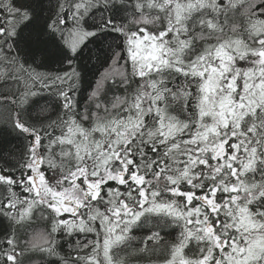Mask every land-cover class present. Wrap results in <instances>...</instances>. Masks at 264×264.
<instances>
[{
	"label": "snow or ice",
	"instance_id": "obj_1",
	"mask_svg": "<svg viewBox=\"0 0 264 264\" xmlns=\"http://www.w3.org/2000/svg\"><path fill=\"white\" fill-rule=\"evenodd\" d=\"M0 264H264V0H0Z\"/></svg>",
	"mask_w": 264,
	"mask_h": 264
}]
</instances>
